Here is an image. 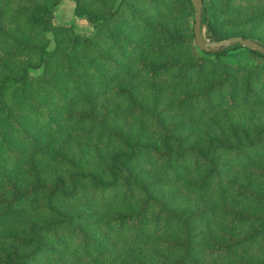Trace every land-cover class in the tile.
Returning a JSON list of instances; mask_svg holds the SVG:
<instances>
[{
	"label": "trees",
	"instance_id": "obj_1",
	"mask_svg": "<svg viewBox=\"0 0 264 264\" xmlns=\"http://www.w3.org/2000/svg\"><path fill=\"white\" fill-rule=\"evenodd\" d=\"M193 18L0 0V264H264V55L200 50ZM201 28L264 45V0H203Z\"/></svg>",
	"mask_w": 264,
	"mask_h": 264
},
{
	"label": "water",
	"instance_id": "obj_2",
	"mask_svg": "<svg viewBox=\"0 0 264 264\" xmlns=\"http://www.w3.org/2000/svg\"><path fill=\"white\" fill-rule=\"evenodd\" d=\"M194 7L193 35L197 47L205 52L216 49H225L229 46L239 44L242 47L258 51L264 55V45L249 38L242 36H232L218 41H209L204 38L201 28V15L203 0H190Z\"/></svg>",
	"mask_w": 264,
	"mask_h": 264
},
{
	"label": "rangeland",
	"instance_id": "obj_3",
	"mask_svg": "<svg viewBox=\"0 0 264 264\" xmlns=\"http://www.w3.org/2000/svg\"><path fill=\"white\" fill-rule=\"evenodd\" d=\"M57 11H58L57 12L58 13V20L62 21V23L68 22L70 20V17L72 16L71 3L70 2L63 3L61 5V7L58 8ZM76 22H77V26L79 29L85 30V31L91 30V25L87 21H85L83 19H79Z\"/></svg>",
	"mask_w": 264,
	"mask_h": 264
}]
</instances>
